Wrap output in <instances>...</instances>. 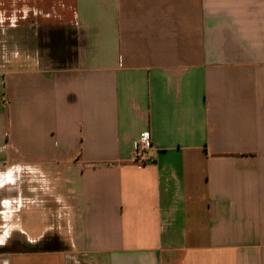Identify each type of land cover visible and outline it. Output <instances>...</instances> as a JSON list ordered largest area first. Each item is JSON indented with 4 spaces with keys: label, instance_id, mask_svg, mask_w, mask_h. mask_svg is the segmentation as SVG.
Instances as JSON below:
<instances>
[{
    "label": "crops",
    "instance_id": "1",
    "mask_svg": "<svg viewBox=\"0 0 264 264\" xmlns=\"http://www.w3.org/2000/svg\"><path fill=\"white\" fill-rule=\"evenodd\" d=\"M0 264H264V0H0Z\"/></svg>",
    "mask_w": 264,
    "mask_h": 264
},
{
    "label": "built area",
    "instance_id": "2",
    "mask_svg": "<svg viewBox=\"0 0 264 264\" xmlns=\"http://www.w3.org/2000/svg\"><path fill=\"white\" fill-rule=\"evenodd\" d=\"M155 146L150 132H143L136 142L133 151V161L137 165H146L153 161L152 152Z\"/></svg>",
    "mask_w": 264,
    "mask_h": 264
}]
</instances>
